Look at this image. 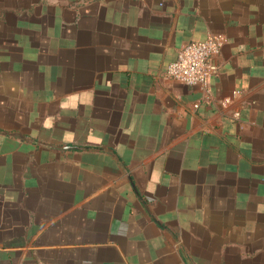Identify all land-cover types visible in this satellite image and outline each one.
I'll use <instances>...</instances> for the list:
<instances>
[{"label":"crops","instance_id":"obj_1","mask_svg":"<svg viewBox=\"0 0 264 264\" xmlns=\"http://www.w3.org/2000/svg\"><path fill=\"white\" fill-rule=\"evenodd\" d=\"M0 264H264V0H0Z\"/></svg>","mask_w":264,"mask_h":264},{"label":"built area","instance_id":"obj_2","mask_svg":"<svg viewBox=\"0 0 264 264\" xmlns=\"http://www.w3.org/2000/svg\"><path fill=\"white\" fill-rule=\"evenodd\" d=\"M224 39L210 36L204 41H194L183 45L176 59L168 65L164 76L188 86H199L210 101L208 81L216 72L212 61L220 55ZM198 105H195L197 107Z\"/></svg>","mask_w":264,"mask_h":264}]
</instances>
